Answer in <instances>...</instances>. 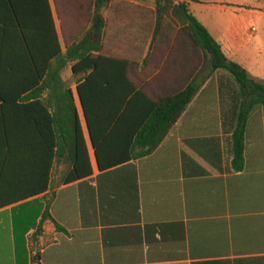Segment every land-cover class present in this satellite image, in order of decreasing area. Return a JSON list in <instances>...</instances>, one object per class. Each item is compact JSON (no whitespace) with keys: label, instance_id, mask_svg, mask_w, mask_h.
Masks as SVG:
<instances>
[{"label":"crops","instance_id":"1","mask_svg":"<svg viewBox=\"0 0 264 264\" xmlns=\"http://www.w3.org/2000/svg\"><path fill=\"white\" fill-rule=\"evenodd\" d=\"M93 1L50 0L63 52L90 31ZM204 1L177 0L187 2L191 12L194 3ZM217 3L210 24L218 37L211 34L230 59L247 69L257 54L255 28L250 30L247 22L259 15L244 7L233 10L225 0ZM102 14L107 21L102 53L128 60L129 78L151 99L176 94L193 80L202 87L150 155L139 156L138 137H130L137 128L134 120L96 127L99 160L68 66L69 76H63L74 81L89 156L88 163L83 153V178L76 181L71 180L74 167L53 154L60 152L61 139L50 132L46 108L29 107L34 111L23 117L24 130L15 133L0 99V264H264V104L249 116L243 165L237 169L233 135L241 101L228 73L212 71L181 25L178 30L161 25L157 34L152 5L112 0ZM166 30L182 33L171 42ZM110 42L123 53H109ZM44 44L35 41L33 59L27 50L24 56H12V46L27 48L23 41L0 40L1 50L8 49L0 54V81L24 84L36 75L33 61L43 67ZM249 74L264 83L261 76ZM20 93L18 103L29 91ZM13 143L33 146L13 152ZM72 155L68 146L62 159L69 161ZM45 198L54 221L45 222L41 233L33 228L23 236L20 229L17 236L15 224L30 220L15 218L12 209Z\"/></svg>","mask_w":264,"mask_h":264},{"label":"trees","instance_id":"2","mask_svg":"<svg viewBox=\"0 0 264 264\" xmlns=\"http://www.w3.org/2000/svg\"><path fill=\"white\" fill-rule=\"evenodd\" d=\"M138 2L141 6L151 1L155 8L157 34L165 21L177 19L183 30L204 52L205 61L213 72L226 71L239 89L241 101L238 113V125L235 129L234 163L237 169L242 168L245 151V132L247 121L255 107L264 104V83L251 77L248 70L238 62L230 59L222 44L211 34L209 29L195 16L187 2L177 0H126ZM112 0L93 1L92 27L82 38L70 45L66 52L62 51L55 29L50 0H0V40L23 41L27 48L12 46V56H36L35 41H44V63L40 68L34 63V75L21 84L19 79L0 81V99L9 111L13 131L24 130L26 121L23 117L31 115L34 110L29 107H45L50 113L49 128L60 136V152H53L61 162L74 167L76 174L72 181L83 178L81 167L83 153L89 163L88 148L81 123L76 96L71 84L64 78L63 72L71 66L76 81L77 96L81 102L88 127L91 130L93 145L98 151L97 130L109 128L113 121L134 120L137 128L130 137H138V145L142 147L139 156H147L154 152L163 142L176 122L185 116L186 110L201 89V83L193 80L187 87L176 94L163 97L159 101L151 99L138 89L129 78V61L116 56L102 53L101 44L104 35L106 19L102 10L108 7ZM1 50V48H0ZM2 48L0 54L7 53ZM10 55V54H9ZM211 83L206 89H210ZM29 91L28 95L18 103L20 92ZM20 93V94H19ZM205 92L203 91L202 94ZM98 121L106 123L100 128ZM37 123V121H36ZM12 151H29L30 143H13ZM73 148L72 158L62 159L64 149ZM23 147V149H19ZM126 159L110 166H116ZM102 167V166H101ZM3 208L0 206V209ZM15 218H26L30 222L15 224V233L23 230L25 236L33 228L41 233L42 226L48 220H53L50 205L36 199L16 206L12 209ZM40 219V222L38 220ZM32 220V221H31ZM58 226V225H57ZM59 227V226H58ZM24 228V229H23ZM22 229V230H20ZM20 230V231H19ZM25 240V239H24ZM19 239H15L18 245ZM25 242V241H24Z\"/></svg>","mask_w":264,"mask_h":264},{"label":"rangeland","instance_id":"3","mask_svg":"<svg viewBox=\"0 0 264 264\" xmlns=\"http://www.w3.org/2000/svg\"><path fill=\"white\" fill-rule=\"evenodd\" d=\"M218 0H205L202 4H196L194 3L192 5V13L195 14L201 22L209 29H211L210 24V16L215 15L218 13L217 10V3ZM62 3H67V0H61ZM227 7L233 9V10H239L240 8H248L250 10H253V12L258 13L259 16H255L250 21L247 22V27L252 30V28H255L252 34L253 39V45L254 50L257 53L255 59L252 60L251 65H248L247 69L250 73L261 76L262 79H264V0H225ZM152 2L149 1L143 7L151 6ZM230 15L232 16L233 13L230 12ZM263 15V16H262ZM164 25H169L171 27H175V29L180 27V22L177 19H172L165 21ZM212 30V34L217 38L218 33L214 30ZM182 33V32H172L169 30H166L163 32L164 35H168V39L173 41L174 38H176V35ZM143 49L141 48V52ZM108 52L111 54L119 53L122 54V48L118 45L116 46L115 42H110L108 46ZM252 66H254V70L252 69ZM68 68L66 71L63 72L64 75L69 76ZM70 84H74V81L72 78L67 79Z\"/></svg>","mask_w":264,"mask_h":264}]
</instances>
